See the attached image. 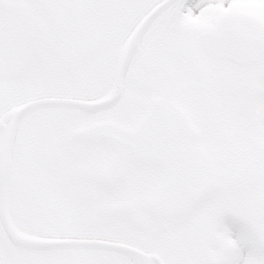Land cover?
Returning <instances> with one entry per match:
<instances>
[{
    "label": "snow or ice",
    "instance_id": "6c2138e0",
    "mask_svg": "<svg viewBox=\"0 0 264 264\" xmlns=\"http://www.w3.org/2000/svg\"><path fill=\"white\" fill-rule=\"evenodd\" d=\"M0 264H264V0H0Z\"/></svg>",
    "mask_w": 264,
    "mask_h": 264
}]
</instances>
